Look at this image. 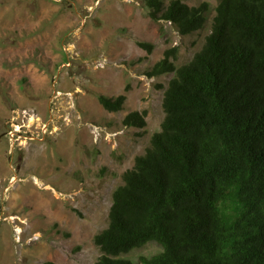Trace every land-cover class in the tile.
<instances>
[{"label": "rangeland", "instance_id": "1", "mask_svg": "<svg viewBox=\"0 0 264 264\" xmlns=\"http://www.w3.org/2000/svg\"><path fill=\"white\" fill-rule=\"evenodd\" d=\"M184 1L210 7L187 36L152 20L144 0H0V264H95L112 192L164 118L174 74L146 72L167 49L175 66L190 61L219 0ZM120 94L119 112L97 99ZM135 110L147 111L142 129L122 124ZM161 249L149 242L121 257L137 264Z\"/></svg>", "mask_w": 264, "mask_h": 264}, {"label": "trees", "instance_id": "2", "mask_svg": "<svg viewBox=\"0 0 264 264\" xmlns=\"http://www.w3.org/2000/svg\"><path fill=\"white\" fill-rule=\"evenodd\" d=\"M144 4L182 36L202 30L210 8ZM138 45L152 52V44ZM175 58L167 49L146 72L174 74L164 118L112 192L108 225L93 237L95 264H134L121 255L149 242L161 251L137 264H264V0H219L201 48L179 67ZM97 99L119 112L127 98ZM146 116L131 111L122 124L142 129Z\"/></svg>", "mask_w": 264, "mask_h": 264}]
</instances>
